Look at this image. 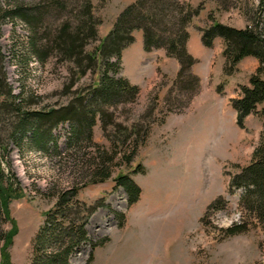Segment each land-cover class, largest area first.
<instances>
[{
  "label": "rangeland",
  "instance_id": "obj_1",
  "mask_svg": "<svg viewBox=\"0 0 264 264\" xmlns=\"http://www.w3.org/2000/svg\"><path fill=\"white\" fill-rule=\"evenodd\" d=\"M185 1L204 7L188 28L187 52L196 60L191 72L199 79L197 94L190 100L188 93L174 90L170 94L179 64L162 49L145 52L142 32L135 31L115 76L137 86L139 93L134 101L103 107L119 126H136L140 137L148 131L130 164H141L143 172L130 174V165L126 167L117 156L108 180L83 186L87 164L98 156L96 145L111 147L98 119L92 128V144L67 145L70 127L65 122L51 129L56 148L49 142L46 151H40L30 141L12 139L16 120L0 111V141L7 145V153H0L2 165L15 175L23 191L9 205L16 229L7 249L11 264L30 263L32 242L45 214L54 207L58 194L73 186L78 187L76 199L94 210L86 220V241L69 256V264H264V232L259 226L253 224L244 234L231 237L223 233L241 221L250 223L240 206L242 189L228 191V183L250 162L262 120L250 115L244 127H238L230 99L239 97L240 86L248 84L259 63L246 57L233 74L225 75L222 40L206 48L197 30L210 24L211 13L222 24L237 29L254 26L264 35V0H230L235 7L228 11L218 9L215 0ZM92 2L101 25L97 40L86 52L99 44L117 15L134 0ZM5 7V0H0V8ZM42 20L57 23L47 16ZM31 36L20 21L6 18L0 24L3 77L14 95L23 94L24 108L57 107L97 83L98 68L77 78L71 64L54 56L43 64L35 61L28 45ZM107 133L111 136L116 129L108 127ZM121 173L130 174L141 190L138 201L130 206L124 190L115 188L113 181ZM216 199H223V208L207 211ZM12 227L3 225L6 231ZM92 244L97 246L91 249ZM1 246L0 242L3 264Z\"/></svg>",
  "mask_w": 264,
  "mask_h": 264
},
{
  "label": "trees",
  "instance_id": "obj_2",
  "mask_svg": "<svg viewBox=\"0 0 264 264\" xmlns=\"http://www.w3.org/2000/svg\"><path fill=\"white\" fill-rule=\"evenodd\" d=\"M230 0H215L217 8L228 11L235 5ZM5 10L0 8V24L4 19L17 20L31 31L29 50L35 61L45 63L54 56L59 62L71 64L77 78L96 68L100 76L95 85L81 91L76 97L57 107L29 111L23 107V94L14 95L5 83L2 73L3 56L0 50V111L16 121L12 127V139L30 141L40 151H46L47 143L56 148L51 129L67 122L70 130L66 144L73 147L79 141L92 144V128L98 119L101 131L109 138L110 149L96 145L98 156L87 164L86 183H103L110 178L113 160H122L126 167L133 163L137 146L145 141L147 130L140 137L136 126L121 127L103 107L134 101L139 93L137 86L125 78H116L120 69L122 52L134 42V32L141 31L145 52L162 49L167 57L179 64L170 94L177 90L188 93V100L197 94L199 79L191 72L194 60L187 52L188 28L203 11V4L192 6L185 0H134L125 6L115 18L111 29L99 40V44L86 52L95 42L101 20L96 15L92 0H39L38 3H23L20 0H5ZM44 16L56 19L50 25ZM209 25L198 27L201 43L211 48L216 39L222 40L223 71L231 75L246 57L255 58L259 66L249 78L247 85L240 86L238 98L230 99L236 113V124L244 127V119L255 115L262 120L258 144L251 154L250 162L241 167L229 180L228 191L242 189L240 206L250 218V223L241 221L223 231L226 237L244 234L251 225L264 232V35L254 26L237 29L227 26L208 14ZM111 73L112 75H109ZM221 86H218L219 91ZM168 100V99H167ZM116 133L107 135V128ZM18 145V143H16ZM124 151H120L125 147ZM92 147V146H91ZM126 150V151H125ZM0 153H7V145L1 144ZM2 155V156H3ZM0 156V242L2 263L11 264L8 248L12 245L16 229L10 216L9 205L23 196L15 175L2 165ZM8 165V164H7ZM129 166L130 174L143 172L141 164ZM9 166V165H8ZM128 173L114 178L115 188H122L128 205L135 204L141 194L140 187ZM78 187L58 194L54 207L45 214V220L32 242L29 264H69V256L86 241L85 225L94 208L76 199ZM224 206L223 199H216L207 211H217ZM4 224L13 225L12 230L3 229ZM250 226V227H249ZM92 244L91 249L95 248ZM92 260L90 257L89 263Z\"/></svg>",
  "mask_w": 264,
  "mask_h": 264
},
{
  "label": "crops",
  "instance_id": "obj_3",
  "mask_svg": "<svg viewBox=\"0 0 264 264\" xmlns=\"http://www.w3.org/2000/svg\"><path fill=\"white\" fill-rule=\"evenodd\" d=\"M125 52H126V49L124 50ZM125 52H123V53H125ZM122 57H123V55H122ZM234 114H235V112H234ZM236 115V114H235Z\"/></svg>",
  "mask_w": 264,
  "mask_h": 264
}]
</instances>
